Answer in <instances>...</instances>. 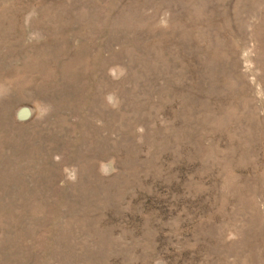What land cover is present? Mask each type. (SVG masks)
<instances>
[{"label": "rangeland", "instance_id": "1", "mask_svg": "<svg viewBox=\"0 0 264 264\" xmlns=\"http://www.w3.org/2000/svg\"><path fill=\"white\" fill-rule=\"evenodd\" d=\"M0 264H264V0H0Z\"/></svg>", "mask_w": 264, "mask_h": 264}, {"label": "water", "instance_id": "2", "mask_svg": "<svg viewBox=\"0 0 264 264\" xmlns=\"http://www.w3.org/2000/svg\"><path fill=\"white\" fill-rule=\"evenodd\" d=\"M28 108L26 106H23L20 108L19 112H18V116L21 118H24L28 115Z\"/></svg>", "mask_w": 264, "mask_h": 264}]
</instances>
